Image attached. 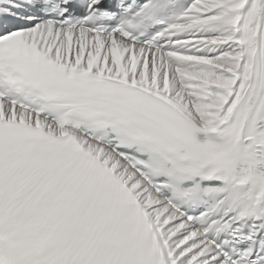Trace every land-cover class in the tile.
<instances>
[{
    "label": "snow or ice",
    "instance_id": "1",
    "mask_svg": "<svg viewBox=\"0 0 264 264\" xmlns=\"http://www.w3.org/2000/svg\"><path fill=\"white\" fill-rule=\"evenodd\" d=\"M0 264H264V0H0Z\"/></svg>",
    "mask_w": 264,
    "mask_h": 264
}]
</instances>
